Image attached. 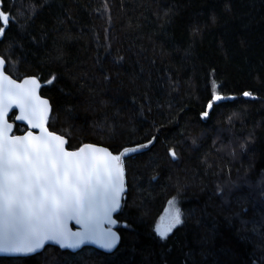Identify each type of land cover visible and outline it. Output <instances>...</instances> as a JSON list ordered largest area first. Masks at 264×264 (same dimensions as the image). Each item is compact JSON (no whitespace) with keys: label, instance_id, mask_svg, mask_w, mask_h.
Masks as SVG:
<instances>
[{"label":"trees","instance_id":"16d2710c","mask_svg":"<svg viewBox=\"0 0 264 264\" xmlns=\"http://www.w3.org/2000/svg\"><path fill=\"white\" fill-rule=\"evenodd\" d=\"M0 10L5 70L40 81L49 129L72 150L137 149L124 155L116 250L48 245L0 264H264V0H2ZM173 200L182 223L161 238Z\"/></svg>","mask_w":264,"mask_h":264},{"label":"snow or ice","instance_id":"6c2138e0","mask_svg":"<svg viewBox=\"0 0 264 264\" xmlns=\"http://www.w3.org/2000/svg\"><path fill=\"white\" fill-rule=\"evenodd\" d=\"M8 23L9 15L0 10V36ZM4 63L0 59V80L12 84L3 73ZM25 83L32 87L15 94L22 102L19 105L21 115L14 119L27 120L33 127H39L31 119L35 114L32 102L39 99L35 95L38 84L34 79ZM12 95L0 88V253L28 255L49 241L59 243L61 247H79L82 239L69 242L66 220L75 218L77 223L83 222L87 227V221L92 220L100 209L110 219V213L119 209L124 191L122 155L137 149H126L121 155H112L106 150L87 146L90 153L83 156L85 148L79 152H66L62 147L58 150L47 147L50 143L47 137L39 144L33 143L29 140L31 133L23 138L8 139L11 125L5 119L8 111L6 101L12 99ZM39 103L47 106V101ZM51 140L58 145L66 142L59 136H52ZM95 153L108 158L106 179H102L90 166ZM181 223L177 209L166 225L157 228V233L161 238H167ZM72 235L80 236L79 233ZM88 238L91 239V235ZM117 241L118 237L109 232L101 243L111 249Z\"/></svg>","mask_w":264,"mask_h":264},{"label":"water","instance_id":"95a60500","mask_svg":"<svg viewBox=\"0 0 264 264\" xmlns=\"http://www.w3.org/2000/svg\"><path fill=\"white\" fill-rule=\"evenodd\" d=\"M0 59H3L5 61V59L2 56H0ZM5 69H6V61L3 65V73H4V75H6L8 77V80L12 81V84H9L7 81L0 80V88H2L5 92H10L13 94L12 99L6 101L8 103V111H7V115H6L5 119L7 120V123L9 125H11V127L7 133L8 139H14L15 137L23 138L25 136H28L29 133H31L32 135L29 137V140L32 141L33 143L39 144L42 139L47 137L48 141H50V143L47 145V147H49V148H56L58 150V148L62 147L64 149V151H66V152H79V150L81 148H85V153L82 155L87 156L90 153V149L87 146H92L94 148L106 150L107 152H110L112 155H116L108 147H105L103 145H97V144H85L76 150L69 149L67 147V143H68L67 138L58 134V133L51 131L49 129V127L47 126V120H48L49 115L51 113V103H50L49 99H47L41 95V83H40V81L36 77H33V76L25 77L22 80H17L15 78H13L11 75H9ZM33 79L36 80L37 84H38V87H36V89H35V95L39 99L32 102L34 104V107H35V114L31 116V119H32L33 123L38 124L40 126L39 127H33L32 124H30L27 120H21V119L16 118V121L18 123L26 126L27 130L24 133L15 134L14 133L15 128H16L15 122L11 121L9 119V117L12 115L13 112H16V117H19L21 115V108L19 105L22 102V99L20 97H17L15 94L21 93L26 89H30L32 87V85L30 83L26 84L25 82L31 81ZM16 85H19L20 87L17 88ZM245 96L249 97L248 94H246ZM216 97L210 103L211 107H212L213 103H217L220 100V99L217 100ZM39 101H47V106L39 103ZM211 107L208 106V112L211 110ZM202 117L207 118V114L204 113ZM49 134H51V135H49ZM52 136H59L63 140H65L66 142L63 145H58V142L51 140ZM33 138H36V139L33 140ZM123 153H124V151L121 152L119 155H121ZM92 155L95 156V159L90 161V166L95 168V170L101 175L102 179H106V177H107L106 165H107V163H109L108 158L104 157L102 153H95ZM69 159L74 160L76 158L70 157ZM122 164H123L124 191L122 192L121 197H120V207L117 211L110 213V219L106 218L103 214L102 209H100L98 211L97 215L94 216L92 220L87 221V227H85V223H83V222L77 223V220L75 218L66 220L69 242H75L76 240L82 239L83 242L79 245V247H75V248H73V247H61V245L59 243L49 241V242H46L41 249H39V250H37L31 254H28V255L0 253V256L26 257V256L34 255L36 253L41 252L48 245L57 246L63 250H70L72 252H77L86 246H92V247H95L101 251L108 252V253L116 250V248L119 246L120 241H121V236L117 230L118 221L116 219V215L120 212L122 202H123V198H124V195L126 192V174H125V168H124V155H122ZM109 232L114 233L118 237V241L115 243V245L111 249L103 247L102 243H101L103 237ZM73 233H79L80 236L72 235ZM88 235H91V239L88 238Z\"/></svg>","mask_w":264,"mask_h":264},{"label":"rangeland","instance_id":"374dc122","mask_svg":"<svg viewBox=\"0 0 264 264\" xmlns=\"http://www.w3.org/2000/svg\"><path fill=\"white\" fill-rule=\"evenodd\" d=\"M177 209H178L179 212H180V209H179V207H178V203H177L175 200L171 201V202L169 203V205H168V207H167L165 213H164V214L162 215V217L160 218L159 223H158V225H157V228L166 225V224L170 221L172 215L175 213V211H176Z\"/></svg>","mask_w":264,"mask_h":264}]
</instances>
